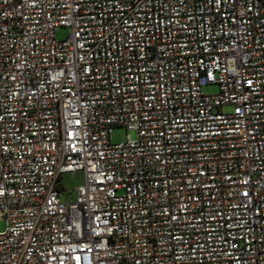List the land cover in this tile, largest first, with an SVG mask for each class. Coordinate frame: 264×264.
Returning a JSON list of instances; mask_svg holds the SVG:
<instances>
[{
  "label": "built area",
  "instance_id": "2783aa9c",
  "mask_svg": "<svg viewBox=\"0 0 264 264\" xmlns=\"http://www.w3.org/2000/svg\"><path fill=\"white\" fill-rule=\"evenodd\" d=\"M0 218V264H264V0H0Z\"/></svg>",
  "mask_w": 264,
  "mask_h": 264
},
{
  "label": "rangeland",
  "instance_id": "374dc122",
  "mask_svg": "<svg viewBox=\"0 0 264 264\" xmlns=\"http://www.w3.org/2000/svg\"><path fill=\"white\" fill-rule=\"evenodd\" d=\"M69 35V29L61 28L58 30L56 38L58 40H64ZM203 92L206 95H216L219 93V87L217 85L206 86L203 88ZM230 108H225L224 112H230ZM128 131L126 128L116 127L111 134L112 143H124L127 141ZM64 183L67 187H76L82 183V175L79 173L76 176H69L65 179ZM7 229V222L5 218H0V232H5Z\"/></svg>",
  "mask_w": 264,
  "mask_h": 264
}]
</instances>
